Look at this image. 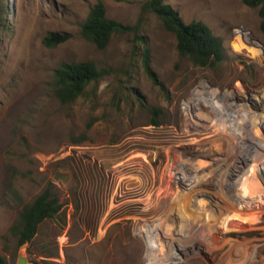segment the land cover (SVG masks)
Masks as SVG:
<instances>
[{
    "label": "rangeland",
    "instance_id": "obj_1",
    "mask_svg": "<svg viewBox=\"0 0 264 264\" xmlns=\"http://www.w3.org/2000/svg\"><path fill=\"white\" fill-rule=\"evenodd\" d=\"M99 1L108 18L133 28L113 34L102 50L79 32ZM148 1L0 0V252L9 264L20 250L30 264H146L153 246L161 248L156 250L161 264H175V257L182 264H264V199L247 211L235 206L240 192L264 194V113L247 100L264 92L257 9L242 0H165L184 23L200 21L221 40L223 60L200 68L179 56L174 35L143 10ZM236 30L257 46L260 57L238 50ZM49 32L71 38L47 48L42 39ZM144 49L153 77L143 68ZM83 61L106 73L63 105L54 95V70L63 62ZM202 81L238 94L236 101L248 106L238 111L248 136L240 143L208 129L214 142L196 144L204 136L191 124L184 101ZM153 108L160 113L153 115ZM187 147L208 151V159L184 153ZM243 155L248 161L242 174L226 178L229 170L220 166L232 167ZM181 160L192 168L203 161L202 170L213 171L207 186L226 212L217 217L204 197L199 205L216 224L187 220L192 209L190 202L183 206L185 190L175 177ZM56 172L69 173V182L54 180ZM154 172L161 181L152 180ZM45 189L59 199V216L41 223L33 240L17 249L9 229L21 208ZM226 217L234 224L215 239ZM154 225L166 230L167 239L155 240ZM180 230L183 235L176 236Z\"/></svg>",
    "mask_w": 264,
    "mask_h": 264
},
{
    "label": "trees",
    "instance_id": "obj_2",
    "mask_svg": "<svg viewBox=\"0 0 264 264\" xmlns=\"http://www.w3.org/2000/svg\"><path fill=\"white\" fill-rule=\"evenodd\" d=\"M242 3L249 8L257 9L260 18L259 28L264 34V0H242ZM143 10L153 13L162 22L164 28L174 35L179 56L189 59L194 66L212 68L223 60L224 51L221 40L204 23L200 21L184 23L178 13L165 3V0H149L144 4ZM3 26V10H0V41ZM132 30L130 26L108 18L104 4L99 1L89 9L80 25L79 32L83 39L92 43L98 50H102L113 34ZM70 38L69 33L49 32L42 39V45L53 48L64 44ZM142 57L144 70L153 77L149 68L147 49H144ZM105 73L90 61L60 63L53 74L55 98L63 105L70 104L83 94L90 83L97 82ZM152 112L155 116L160 113L159 109L155 108ZM153 124L159 125L156 121H153ZM61 208L59 199L49 189H45L31 203L24 205L9 229V235L15 239L16 248L29 244L36 236L39 225L48 219L57 218ZM0 264H9L1 252Z\"/></svg>",
    "mask_w": 264,
    "mask_h": 264
},
{
    "label": "bare ground",
    "instance_id": "obj_3",
    "mask_svg": "<svg viewBox=\"0 0 264 264\" xmlns=\"http://www.w3.org/2000/svg\"><path fill=\"white\" fill-rule=\"evenodd\" d=\"M235 34H236V41L240 45L238 50L244 49L247 52H249L253 57H260L261 54H260L257 46H254L252 44H248V43L244 42L243 38L244 37L246 38V36L242 31L236 30ZM250 91H252V90H250ZM238 96H239L238 94L223 93L217 89H212L211 87L207 86V84L204 83L203 81L198 83L197 86L192 91H190V94L188 95L186 101H184L185 102L184 103V110L187 112L186 114L189 116L191 124L194 127H196V131H197L198 136L199 137L204 136V139L198 141L196 144L201 143V142L207 143V144L209 142H211V143L214 142V141H212L211 137L209 136L210 133H208V132L206 133V131L208 129H209V131L215 130L216 132H218L220 137H223V139L229 138L230 136L235 138V139H238L237 143H240L244 137H248V136H246L247 135V124L242 120V118H240L239 112H238L240 108H248V106L246 104L238 103L236 101V100H238ZM248 99L255 100L254 111L259 110V111H262L264 113V92H262L258 95H253V96L247 97V100ZM184 153H189V154L193 155L195 158H207L208 159V157H209L208 151H206L204 149H200V147L184 148ZM247 161H248V155H243V156H240L239 158H237L236 163H235L236 165L234 164V166L229 167V166L223 164L222 166H220L219 170L222 168L228 169L229 173L226 176V178L233 176V179L234 178L236 179V177H238L240 174H242V166L246 165ZM206 165L207 164L205 162L198 161L197 166L195 165L196 168H192L189 163H187L184 160H181V162L178 165H176V167H175V177L177 179V183H179L181 186H183V188L185 190L184 199L186 202L184 201L185 203H183L184 204L183 206L187 207L189 202H190L189 206L192 209V211H190V212L188 210L189 213H188L187 220H189L193 224H200V225L206 224V225H208L210 223V225H213V224L217 223V218L216 217L213 218L211 216H208L204 212L203 207L201 205H199V203H200L201 199H203V197H204V200H207V202L209 204L213 205L215 207V209H217V211H218L217 217H219V215L224 216V213L226 212V210L221 205L222 203L219 200V198L216 196V194L214 192H212L210 189H208V186H207L208 178L212 175L213 171H210L208 169L202 170V168ZM240 165H241V167H240ZM262 169H263V173H264V165H263ZM152 180L161 181L162 176L158 175V173H155L154 178H152ZM241 193L242 192H240L239 195H237L236 199H238V200H235V202H236L235 206L240 211H247L251 207H253L255 203H257V202L260 203L261 201H263L262 199H264V197H263L264 194H262V193L259 195L258 194L254 195V194L248 193V190H246V192L243 191L242 194ZM107 211H109V210H107ZM176 217H177V215H176ZM231 220L232 219L229 217L225 218V220H224L225 223H223V225L216 231V233L213 236L215 239H220L222 237V235H224V233H225L224 227L225 226L234 224V222L231 223ZM178 225H180V224H178ZM154 226H156V225H154ZM158 226L154 227V229H153V235L155 237V240L161 241L162 238L167 239V237L165 236L166 230L164 231V229H163V231H162L160 228H157ZM149 227H151V225ZM176 228H178V227H176ZM182 233L180 230V232H176V236H182L183 235ZM150 235H151V232H150ZM149 239H151V238H149ZM193 243H195V242H193ZM159 246H160V244H159ZM171 246H169V248ZM157 248L158 247H154V246H153V248H150V249L148 248V250H150V251L146 257V264H161V262H162L161 257L159 255H156V250H157V252H159V250L161 248H159V250ZM162 249H163V247H162ZM179 258L180 257H178V258L175 257V259L178 260V261H176L175 264H182V261ZM164 260H165V258H164ZM198 260L200 261V259H198Z\"/></svg>",
    "mask_w": 264,
    "mask_h": 264
},
{
    "label": "water",
    "instance_id": "obj_4",
    "mask_svg": "<svg viewBox=\"0 0 264 264\" xmlns=\"http://www.w3.org/2000/svg\"><path fill=\"white\" fill-rule=\"evenodd\" d=\"M69 179L70 174L67 172H56L54 175V180H60L63 184H67L69 182ZM15 264H30L27 257L23 254L22 250H20V252L18 253Z\"/></svg>",
    "mask_w": 264,
    "mask_h": 264
}]
</instances>
